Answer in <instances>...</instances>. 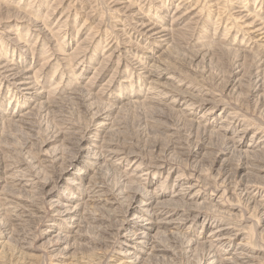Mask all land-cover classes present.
I'll return each instance as SVG.
<instances>
[{
	"label": "rangeland",
	"instance_id": "1",
	"mask_svg": "<svg viewBox=\"0 0 264 264\" xmlns=\"http://www.w3.org/2000/svg\"><path fill=\"white\" fill-rule=\"evenodd\" d=\"M177 5L180 6L176 7ZM124 6H131V11H126L123 8ZM0 7L2 8L0 10V20L4 24L7 23V29L11 28L13 30L14 35L12 37L14 41H24L27 44V49H29H15L16 43L9 36L3 35L0 29V58L5 61L16 62L19 66L25 65L26 62L29 65L34 64L35 70L49 69L47 86H50L52 82H60L63 88L69 81H73V85L70 82L66 88L78 86L80 90L83 89L85 94L90 92L91 100L89 104L92 109L94 108V111L98 108L96 106H99L98 109L103 106L117 107L116 109L113 108L110 118L111 131L105 134V139L111 138L120 147L125 148L128 146L125 149L138 151L141 154L142 157L135 165L142 160L146 163L145 167L150 171L152 170L150 179L153 182L150 185L143 184L145 189H153L160 182L163 183L162 188L168 191L174 188L173 186L178 180L195 183V188L200 196L197 202L203 201L201 212L206 219H216L217 223L224 221L223 223L230 224V226L234 225L233 227L240 229L241 237L244 242H247L249 249L260 255L256 264L264 263V215L252 203L248 202L249 196L242 189L240 175L244 172L239 170V166L243 165L244 158L242 159L238 152L232 151L231 158L229 157L227 162L222 161L221 157L225 147L224 140L222 141L221 136L219 137L215 133V130L217 131L223 122L226 123V126H234L233 123H230L233 121L238 124V129L242 126L249 127L251 134L253 131H258L264 135V47L261 42L257 41L256 47H249V50L246 51L249 52L246 53L247 55L240 52L241 49H244L241 48L243 47L241 44L246 46L251 40L252 34L247 30L246 22L240 20L236 12L240 9L251 15H262L261 17L264 19V0H0ZM179 8L180 10L193 8L192 15L197 14L198 18L194 17L193 21H195L190 27V31L180 29L179 31L178 28L182 24L171 27L172 16ZM6 10L11 11L7 15L8 17L5 16L7 14ZM135 13H139L148 19L153 18V15H155L157 20L161 18V23L170 27V37L165 45L162 44V47H156L152 42L145 41L141 38L142 35L135 32L134 24L136 20L132 17ZM16 15L22 18L4 21L6 18H14ZM60 16H64V18L59 22ZM64 22H66L65 25H63ZM37 23H42L47 27L45 29L47 31L46 35L36 30L35 24ZM79 51L84 56L86 55L85 60L83 58L79 61ZM152 53H155L156 56L160 55V58L162 57L161 62L158 63L163 68L161 81L174 80L168 78L172 74L180 75L178 77L190 86L189 90L194 95L203 98L205 95L202 93L207 94L205 97L212 100L211 104L198 107L197 101L193 102L191 100L196 107L187 112L183 109L184 105L179 108V105L171 104L170 108L163 110L165 114V118H163L164 116L160 115L163 112L139 103L140 100H136L137 104L135 101L132 103L134 99L130 94L136 95V93L146 91L139 82L141 80L140 74L143 75L144 73L140 72L135 63L138 60L147 59L148 55ZM197 53L199 54L197 55ZM239 53L244 55V59L239 62L241 64V74L238 77L235 76V72L238 66ZM33 57L35 60H32ZM180 70L182 71L180 72ZM134 72L138 74V79L135 78ZM112 81L116 84V88L111 95L102 96L98 94L102 86ZM259 84H262V90L261 87L258 88ZM5 85L7 83L0 76V108L4 109L12 104L15 106L17 104L16 98H19V105L24 104L23 97L16 94L12 87L9 91V87ZM70 85L72 86L70 87ZM139 90L141 92H138ZM128 95L130 98H126ZM13 96L15 97L13 103H9ZM60 96L55 100L57 102L60 99L59 108L65 111L63 113L65 119L81 126L91 123L86 108L80 109V100H71L66 97L69 96L68 93H63ZM93 98L94 100H92ZM67 103L69 104L67 105ZM210 106H215L214 114L212 112L211 115H207ZM57 107L58 105L53 106L52 110L39 109L29 102L26 108L31 112L30 119L34 121L33 130L21 128L12 123L5 124V128H2L3 132L0 129V151L5 154L11 153L10 156L12 155L15 160L18 159L17 161L27 160L26 162L33 167L28 169L29 173H32L40 181L55 176L56 173L54 174V172L58 173L61 168L56 162L54 164L45 163L46 167L40 166L37 162L35 163L37 157H41V154H38L40 146L57 136L61 130L62 123L58 122V118L53 113V110L58 109ZM85 110L87 112H84ZM160 116L164 120L159 124L156 120ZM24 125L21 124L22 127H25ZM226 134L231 137L234 133L229 134L227 131ZM57 138L59 139V136ZM242 141L248 144L250 140L248 137ZM176 142L182 143L183 148L181 150L178 148L172 149V146H176ZM53 146L56 147L53 150L61 151L64 149L63 151L68 156L74 153V147L71 146L73 149L68 148L66 141L54 142ZM199 147L202 155L199 154L200 156L196 155L195 157L194 152ZM238 149L245 150L246 146L242 144V147H238ZM148 162L154 163V166ZM255 163L260 166L263 165V169L259 170V177H256V180L259 181L258 185L264 190V156L260 159L256 158ZM157 164L162 165L159 167L160 169L158 168L159 170H156L155 165ZM133 166H130L131 170ZM94 167L97 168L96 165H92L91 169ZM125 167L126 165H122L115 170L120 173V170L123 171ZM226 168H229V170ZM131 170L126 171L130 173ZM229 171V174L232 175L226 178L224 175ZM114 176L113 174V181ZM117 177L120 181L119 176ZM98 180L107 185V179H104V177H98ZM42 184L40 182L31 189L24 186L12 187L13 192L11 194H19L22 191L23 194L20 195L23 198L33 200L34 206L39 208L42 214L41 216L40 214L35 216L38 212L33 211L32 213L35 214L29 217L28 222L18 223V229L21 230L24 236H22L23 242L31 245L27 252H30L31 255L33 252V263L58 264L59 261L52 257L51 245H56L53 243L55 239L48 236L46 238L43 233L47 224L55 217L51 213L50 198L46 193L48 190L43 188ZM59 190L64 191L66 189L60 186L55 191ZM111 193L112 195L109 196L111 200L121 201L112 191ZM221 194L222 198L219 197ZM169 198V195H167L166 199ZM99 212L95 213L98 214ZM99 214L101 215V213ZM200 218L199 221L201 222L196 223L197 226L193 227L192 225L189 228L187 226L186 230L188 229L190 234L199 235L200 239L204 240L205 238L201 237H204L209 230L202 229V221L204 222V220L203 218L200 220ZM82 221L81 229L84 230V236L73 241L75 242L72 249L73 256L88 260V258L94 259V257L102 255L101 264H106L114 252L122 249L120 248V234H115V232V236L111 237L112 242L104 245L101 242L103 241L102 233L96 230V226L100 223L96 224L88 215H84ZM100 225H105V222ZM74 229L76 228L66 227L64 231L71 234L70 231ZM173 230L169 229V231ZM184 230L181 231L187 233ZM240 238L233 241V246H231L233 249L242 240ZM164 243H168L167 245L176 252V256H173L171 251H166L164 252L166 260L163 262L196 264L203 256L202 247L196 249V253L192 255V253H186L180 243L176 244L170 240H165Z\"/></svg>",
	"mask_w": 264,
	"mask_h": 264
},
{
	"label": "bare ground",
	"instance_id": "2",
	"mask_svg": "<svg viewBox=\"0 0 264 264\" xmlns=\"http://www.w3.org/2000/svg\"><path fill=\"white\" fill-rule=\"evenodd\" d=\"M179 6L180 5H177L176 7ZM123 8L126 11H131L132 9L131 6H124ZM0 10H2L1 7ZM193 11V8L190 10H180V8L177 9L172 16L173 20L171 19V27L176 24H182L179 26L178 30L180 29L190 31L189 29L195 21H193L194 17H197V14L195 13L192 15ZM243 11L244 10L238 9L236 12L239 15V19L246 22L247 30H249V32L252 34V38H250L251 40L247 43V45L244 46L241 44L243 47L240 46L241 48H244L241 49L242 51L240 52L246 54L249 53L246 52L249 50V47H256L255 45L258 43L257 41L261 42L262 46L264 47V19L261 17L262 15H251ZM5 12H7L5 15L7 16L11 11L6 10ZM18 16L19 15H16L14 18H6L4 21H12L15 18H22L21 16ZM64 16H60L58 21L60 22ZM132 17H134L133 19L136 20L134 24V30L136 33L142 35V39L152 42L156 47L161 46L162 44L165 45V42L170 37L171 31L170 27L161 23V18L157 20V17L153 15V18L148 19L139 13L133 14ZM6 24L0 20L1 32H3V35L9 36V38L14 41V38L12 37L14 32L11 28L7 29ZM65 24L66 22L63 23V25ZM35 25L37 31H40L46 35L47 31L45 29L47 27L42 25V23H37ZM14 43H16L15 49H27V44L24 41H14ZM155 53L148 55L147 59L138 60L135 63L138 66L140 72L144 73L143 75L140 74L141 80L139 82L141 83L142 88H145L146 91L141 92L139 90L138 92L141 93H136V95H139L140 97L130 94V96H132L134 99L133 101L131 99L132 103L135 101L137 104L138 102L136 100H140L141 102L139 103L154 107L161 112H163L165 108H170L169 106L171 104L176 106L179 105V108L180 106L184 105L183 109H185L186 112L196 107L193 103L195 101H197L198 107L211 104L212 100H209L207 97H205L207 94L202 93L205 95L203 98L201 96L198 98L196 95H194V93L189 90L190 86L186 85V83L180 79V77H178L180 75L172 74L168 78L174 80L161 81L160 78L163 75V68L161 67L162 65H159L158 63L161 62L162 57L160 58V55L156 56ZM198 54L199 53H197V55ZM209 55L211 54L209 53ZM85 56L81 53V51H79V61L83 58L85 60ZM242 59H244V55L239 53L238 61L236 60L238 66L235 76L241 74V64L239 62H241ZM32 60H35V58L33 57ZM33 66L34 64L29 65L28 62H26L25 65L19 66L16 62H9L0 58V76H2L3 81L7 83L5 86L9 87V91H11L10 88L12 87L15 90V93L22 96L25 101L24 104L19 105V98H16L17 104L15 106L13 104L8 105L14 101L15 97L13 96L12 100L7 104V108H0V129L3 132L2 128H5L4 125L11 123L20 126L21 128H27L29 130L32 129V127H34V121L30 119L31 112L26 108V106L29 105V102H31L35 108H45V110H52L53 106L56 107L58 105V109L53 110V113H55L56 118H58V122L62 123L61 130L57 136L53 137L51 140H49V142H44L40 146L41 148L39 149L38 154H41V157H37V160L35 159V163L37 162L40 166L44 167L46 165L45 163L54 164L56 162L61 166V168L58 173L54 172V174L56 173L55 176L53 175V177L50 176V178H44L43 181H40L34 177L32 173H29L30 171L28 169H32L33 167H31L26 162L27 160L20 162L17 161L18 159L15 160L12 155L10 156L11 153L5 154L3 151H0V264H34V260L32 259L33 252L32 255L30 252H27L31 245L23 242L24 236L22 235L21 230L18 229V225L28 222L30 220L29 217H32L35 214L32 213L33 211L38 212L35 214V216L38 214L41 216L42 214L40 213L39 208L34 206L33 200L23 198V196L20 195L23 194L22 191L19 194H11V192H13L12 189L14 187L24 186L31 189V187H34L40 182L43 183L42 187L47 188L48 190L46 193L50 198L51 213H53L55 217L50 220L51 222L47 224L43 233L45 237L48 236L49 238L55 239L53 243L56 245H51L53 254L52 257L59 261L58 264H101V258L103 257L102 255H98V257H94V259L88 258V260H84V258H78L72 254V249L75 246V242L73 241L84 236V230L82 231L81 229L83 222L82 217H84V215H88L89 218L95 221L96 224H104L105 222V225L99 224L100 226H96V230L99 233H102L103 241L101 242H103L104 245L112 242L111 237L115 232V234H120V248L122 249L114 252L107 260L106 264H170L166 261L163 262L166 260L164 257V252L171 251L173 256H176V252L173 251L169 245H167L168 243H164L165 240H170L176 244L180 243V246L184 248L185 252L192 253V255L196 253V249H200L199 247H202L201 252L203 256L201 259H199V261H197L196 264H256L258 262L257 259L260 258L258 257L260 255H257V253L249 249L248 244H246L247 242H244L243 238L241 237L242 234L240 229L233 227L234 225L230 226V224H225L223 223L224 221L217 223L215 221L216 219H206L204 214H202L201 211L203 209V201L197 202L200 196L195 188V183L182 182L181 180H178L177 183L174 184V188L168 191L162 188L161 185H163V183L160 182L161 184L158 183V185H156L153 189H145L143 184L150 185V183L153 182V180L150 179V173L152 170H148L145 167L146 163H144L142 160L140 161L141 163L139 162V164L135 165L136 162L140 160L139 158L142 157L141 154L138 151L125 149L128 146H124L125 148L122 146L120 147L118 143L114 142L111 138L105 139V134H108L111 131L112 124L110 122V118L113 108L116 109L117 107L103 106L98 109L99 106L95 105L98 108L96 111H94V108L92 109L89 104L91 100L89 94L90 92L85 94L82 88V90H80L78 86L73 87V81H69V83H72V85H70V87L72 86L71 88H66V86L69 84L68 81V84H65L66 86L64 85L65 87L63 88L60 82H52L50 86H47L48 83L46 82L48 79L49 69L46 70V68H42L41 70H35ZM181 71L182 70H180V72ZM133 74H135V78L138 79V74H136V72ZM115 85L116 84L113 81L109 82L99 89L100 91L98 94H101L102 96L111 95L116 88ZM261 85L262 84H259V87H257H261L260 89L262 90L263 88ZM63 93H68L69 96L66 97L70 98L71 100L81 101V103H79V105H81L80 109L86 108V110L89 112L91 118V123L89 125L81 126L65 119V116H63L65 111L59 108L60 99L57 100V102L55 100L58 99ZM130 96L128 95L126 98H130ZM61 99L63 100V98ZM92 100H94V98ZM68 104L69 103H67V105ZM214 107L210 106V110L208 111L207 115L212 114ZM86 110L84 112H87ZM160 115L164 116L165 114L163 112V114ZM215 115L217 114L215 113ZM161 118L162 117L160 116L159 119H155L156 122L159 124L163 122L162 120L164 119ZM163 118H165V116ZM230 123H233L234 126H226V123L223 122L221 126L218 127L219 129L217 131L215 130V133L219 135V137L221 136L220 138L222 141L224 140L223 143L225 147L223 149L224 153H222L221 160L227 162L231 156L230 154L233 153L232 151L238 152L242 159L244 158L243 165H238L240 167L239 170L244 172L240 175L242 179V189H244V191L247 192L246 194L249 196L248 202L252 203L254 207L258 209V211L260 210V213L262 212L264 215V190L258 185L259 181L256 180V177H259V170L263 169V165L260 166L258 163H255L256 158L260 159L262 156H264V135L260 134L258 131H253L251 134L249 127L242 126V128L238 129V124L233 121ZM21 124H25V127H22ZM227 131L229 134L233 132L234 134L232 136L234 138L232 136H228L226 134ZM196 132L198 131L196 130ZM58 136L59 139L57 138ZM248 137L250 141L248 144H246L242 140H246ZM62 141H66L68 148L71 146L74 147V149L71 147L74 151L72 155H66L65 151H63L64 149L61 151L53 150V148H56L53 146L54 142L56 143ZM175 144L176 146H172L173 150L176 148L181 150L183 148L181 145L182 143L176 142ZM242 144L246 146L245 150L238 149V147H242ZM194 149L195 147L193 150ZM201 152L202 151H200L199 147L194 152L195 157L199 154L202 155ZM155 159L157 160L156 157ZM148 163L150 165L152 164L151 162ZM92 165H96L97 168L94 167V170L91 169ZM122 165H126V167L123 169V171L119 169L120 173H117L115 169ZM131 165H134L132 170L130 168ZM160 166L162 165H155L157 168L156 170H159ZM75 167L78 168L76 169ZM128 169L131 170L130 173H127ZM226 169L229 170V168ZM230 171L224 175L226 178L231 177L232 174H229ZM113 174L115 175L114 181ZM101 176L104 177V179H107V185L103 183V181L101 182L98 180V177ZM117 176H119L120 181H118ZM56 185L57 187H64L66 190H59L56 192ZM109 190L110 192H108ZM111 191L113 194L117 195L121 201H114V199L111 200V198H109V196L112 195ZM167 195H169V199H166ZM219 197L222 198V194ZM91 204L93 205L94 209L92 208ZM94 211H100L99 213H101V215L99 213L96 214ZM199 217L203 218L204 220V222L202 221L203 224L201 223L202 229L205 231L209 230L204 237H201L205 238L204 240H201L199 235L194 233L190 234L189 230H186L187 226L188 228L192 225L193 227L197 226L198 222H201L199 221ZM66 227H72L76 229L72 231L69 230L71 232L70 234L64 231ZM169 229L174 230L169 231ZM181 230H184L187 233H183ZM238 238L242 240L237 244L235 249H233L231 247L233 246V241ZM175 248L176 247L174 246V249Z\"/></svg>",
	"mask_w": 264,
	"mask_h": 264
}]
</instances>
